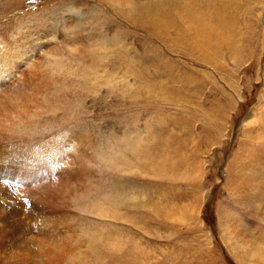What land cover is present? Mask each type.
I'll return each instance as SVG.
<instances>
[{"label": "rangeland", "instance_id": "1", "mask_svg": "<svg viewBox=\"0 0 264 264\" xmlns=\"http://www.w3.org/2000/svg\"><path fill=\"white\" fill-rule=\"evenodd\" d=\"M148 1L167 12L164 0H0V55L27 59L8 91L28 103L0 117L14 176L0 189L22 188L32 209L64 188L59 210L9 232L37 237V258L45 241L70 245L71 264H264V0H212L228 27L211 62L188 47L202 48L192 30L165 40L137 23L132 5Z\"/></svg>", "mask_w": 264, "mask_h": 264}, {"label": "bare ground", "instance_id": "2", "mask_svg": "<svg viewBox=\"0 0 264 264\" xmlns=\"http://www.w3.org/2000/svg\"><path fill=\"white\" fill-rule=\"evenodd\" d=\"M179 1H181V0H178V1L175 0V2L173 0L162 1L163 4H165L167 6V9H168L167 12H165L166 10L164 11V8H163L164 12H162L161 11L162 7H158L156 4H155L156 5L155 6V5H153V2H150V1L143 3V4L142 3L138 4V5H137V3H133L131 14H132V17H134L136 19L137 23L143 24V25L149 24V26H151L153 28V30H155L154 33L159 32L165 40H167V39L171 40V37L169 36V33H168V30L171 28H173L174 30H177L178 33L181 32V34H183V35H184L185 30H189V31L192 30L191 32H193V34L196 33L195 36L197 35L196 37L200 41L202 48L198 44L196 46L193 44H191L192 46H188V45L187 46L191 47V49L197 50L196 51L197 53L205 52L203 54V57H205L207 61L211 62L212 57L214 56L213 54L216 53V50L218 48L220 49V45L218 46L219 38H221L222 33H226V31H227L226 28L228 27L227 24L225 23L226 15L223 11L224 7L223 8L220 6L216 7V4H214L212 0H203V1L197 0V2H195L196 3L195 5H192L193 1H189L186 4H178ZM182 1L184 2L185 0H182ZM161 3H159V5ZM151 7H154V8H151ZM163 7H165V6H163ZM181 19L188 20L189 24L187 26H183V25L181 26V24H180ZM176 24H179V27L175 26ZM191 32H189V33H191ZM188 34H186V37ZM189 37H191V36H189ZM181 39H183L182 41L185 42L184 38H181ZM186 39H188V38H186ZM175 42L177 43V41H175ZM191 43H192V40H191ZM188 44H189V42H188ZM35 48L36 47H33L32 50H34ZM22 51L24 53L25 50L23 49ZM24 59H26V58L24 57ZM24 59L20 61L17 58H13V53H11V52H4L0 55V117L3 114L5 115V114L12 112L14 107L17 104L19 105L22 102V100H20V98H18V100H17L16 99L17 97L15 98L13 95L11 96V94H10L11 92L9 93L8 90L15 83H18V81H20V77L22 76L21 75V72H22L21 68L24 64ZM30 62H31V59H30ZM130 63L132 64L133 61L130 60ZM127 68H128V66H127ZM128 69H129L130 73H133V69L132 70H131V68H128ZM138 71H139V69H138ZM142 71H146V68L142 67L141 71H139V72H142ZM28 77H30V76L28 75ZM9 80H12V83L11 82L8 83ZM13 80H15V81L13 82ZM21 84H23V82ZM21 84H19V85H21ZM26 84H28L27 81H26ZM26 84H24V85L26 86ZM22 89L24 90V88H22ZM143 89L145 90L146 86H144ZM14 90H16V87L14 89H12V91H14ZM28 95H30V93H28ZM15 96H17V95H15ZM28 98L29 97H27V99ZM19 100L21 102H19ZM24 103L26 104L27 100ZM24 103H21V104H24ZM16 107L18 108V106H16ZM19 109H20V107H19ZM1 118L3 119V116ZM0 126H1V124H0ZM83 139H81V140H83ZM161 167H162V165H161ZM161 167H160V169H161ZM156 168H157V166H156ZM6 169L10 170V167H3V166L0 167V171L4 170L2 172V176H0L4 180V183H3L4 185H7L8 183H10L11 178L14 177L11 175L6 176L8 174V170H6ZM160 171L162 172L163 169H161ZM160 171H157V172L159 174H161ZM62 174H64V173H62ZM17 175L19 176V174H17ZM35 181H37V180H35ZM35 181H34V183H35ZM36 183H38V182H36ZM11 185L13 187H21V183H15V184H11ZM41 185L43 186L44 184H41ZM21 189H20V191H17L16 188H8V189L2 188V189H0V196L3 197V203L2 204L0 203V264H23L24 255L26 252H28V255H31L30 259L33 258L34 264H63V263L71 264L74 261V256H76L75 251H77V250L72 249L70 245L67 246L66 244H58V243H53L51 241H45L46 246L42 247V249H44L46 251V255L41 254V251H42V249H41L39 252V258H37V252L34 250L35 246L39 243L37 237L29 235V238H25L23 241L15 242V238H13V236H12V230H11V234L9 232V229H11L16 224L26 223L27 221L33 222V220H35L34 215L39 213L38 210H40L39 209L40 206H42V207L44 206L45 208H47L46 210H48V209H52L54 211L59 210L61 203H62V200H63V197L60 196V192L64 188H61L59 191H57L56 189L55 190L50 189L48 191L44 190L42 195H45V198L40 197V195H37V196L35 195L36 197L33 196L31 203L34 204V208H32V209L25 202L24 199L27 198L28 196H25L24 193H22ZM69 189L65 193V196L68 194ZM45 191H46V193H45ZM30 195H31V193H29V196ZM58 198L60 200H58ZM65 198H67V197H65ZM42 214H43V212H42ZM46 216H47V214H46ZM37 223H38V220H37ZM83 236H84V238L90 239L92 241H96L94 239V237H89L90 235L87 234L85 231H83ZM36 240L38 242H36ZM25 241L32 243L34 246H32V247L24 246ZM252 246H254V244ZM251 255L253 257H259L260 256L259 253L255 252V251L252 252ZM261 257H263V256H261ZM37 259H39V260L37 261ZM79 260H83V259L80 257ZM67 261H68V263H67ZM129 261L131 262V260H129ZM259 261H261V260L259 259ZM27 264H29V263H27Z\"/></svg>", "mask_w": 264, "mask_h": 264}]
</instances>
